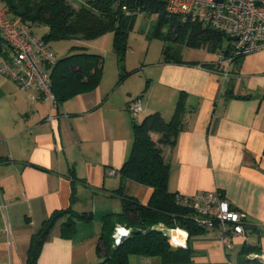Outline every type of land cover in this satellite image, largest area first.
I'll list each match as a JSON object with an SVG mask.
<instances>
[{"label":"crops","instance_id":"obj_1","mask_svg":"<svg viewBox=\"0 0 264 264\" xmlns=\"http://www.w3.org/2000/svg\"><path fill=\"white\" fill-rule=\"evenodd\" d=\"M162 49L141 72L125 66L135 72L120 80L116 65L94 90L56 108L34 87L21 89L0 74V264H26L32 235L54 210L69 206L93 218L76 222L69 237L61 234L65 217L55 222L36 264H96L102 217L122 208L109 191L119 187L132 147L128 106L136 97L142 105L137 122L154 112L169 121L177 101H184L183 129L173 145L162 147L169 192L220 191L245 214L246 239L233 238L229 251L214 230L190 238L172 231L190 255L168 264H264V49L231 62L216 52L202 61L165 62ZM124 185L127 195L148 202L150 187L131 180ZM125 230L118 226L115 236ZM243 246L260 252L243 254ZM129 262L163 264L138 255Z\"/></svg>","mask_w":264,"mask_h":264},{"label":"trees","instance_id":"obj_2","mask_svg":"<svg viewBox=\"0 0 264 264\" xmlns=\"http://www.w3.org/2000/svg\"><path fill=\"white\" fill-rule=\"evenodd\" d=\"M12 20L17 23L43 26L46 31L40 37L49 41L70 40L75 45L66 57L57 60L50 69L51 90L56 107L82 93L94 90L102 77L103 56L89 53L77 41L93 40L107 32L114 35L113 50L121 70L120 80L135 70L125 72L124 58L127 51V31L121 23L138 13L157 14L158 19L153 35L176 43H186L194 47L203 44L208 50L226 56L227 48L217 52L215 49L224 34L202 26L199 23L183 22L169 16L165 10L166 0H85L77 9L68 0H0ZM135 12L131 14L129 12ZM169 25V35H164L163 27ZM187 28L190 33L187 34ZM33 31V30H32ZM187 34V35H186ZM226 39H228L226 37ZM4 43L0 35V46ZM204 45V46H205ZM0 51L2 48L0 47ZM165 62H181L177 47L164 45L162 49ZM5 52L3 55L5 56ZM3 56V57H4ZM241 57H235L237 61ZM220 60V58H219ZM187 113L184 101L179 99L173 115L165 121L159 112L143 117L140 121L132 118L133 143L129 155L119 170V187L109 191L121 199L122 208L118 213H108L102 217L101 230L96 245L98 261L96 264H130L129 256L157 257L163 264L173 263L180 258H188L189 247H173L164 229H181L192 237L205 229L198 227L192 220L191 211L181 207L167 187L169 168L163 156L164 145H173L179 131L183 129ZM152 133L159 135L154 140ZM131 180L152 189L146 204L138 202L124 191V182ZM220 192V191H219ZM221 195H223L220 192ZM75 199L72 194L71 201ZM62 217L61 234L69 237L74 233L78 221L89 222L91 212L78 213L70 206L54 210L32 235L26 256V264H36L42 243L48 238L50 229ZM118 226L129 229L126 236L116 241L114 234ZM246 227V224L244 226ZM260 252L258 248L243 246L242 253Z\"/></svg>","mask_w":264,"mask_h":264},{"label":"built area","instance_id":"obj_3","mask_svg":"<svg viewBox=\"0 0 264 264\" xmlns=\"http://www.w3.org/2000/svg\"><path fill=\"white\" fill-rule=\"evenodd\" d=\"M165 10L180 23H199L224 34L228 38V53L225 57L219 55L220 60L231 62L235 57L264 49V0H166ZM129 13L135 14L134 11ZM0 35L6 49L0 60V74L21 89L34 87L42 99L56 108L50 79V69L56 63L55 54L40 36L33 33L29 24L15 23L1 2ZM128 111L131 118L141 114L139 97L129 103ZM175 199L181 207L191 211L192 220L198 227L214 230L225 250L233 248V238L246 239L245 214L235 210L219 191L177 194ZM160 228L171 246L183 245L180 238L174 240L170 234L179 229ZM128 233L129 229L120 231L116 241Z\"/></svg>","mask_w":264,"mask_h":264},{"label":"rangeland","instance_id":"obj_4","mask_svg":"<svg viewBox=\"0 0 264 264\" xmlns=\"http://www.w3.org/2000/svg\"><path fill=\"white\" fill-rule=\"evenodd\" d=\"M68 2L77 9L85 2V0H68ZM157 19L158 15L155 13L149 15L148 13H138L135 17L127 18L121 23V26L127 31V51L124 58V67L126 66L131 69H136L137 67L138 71H140V66L149 62H155L161 57V49L165 44L172 46L173 48L177 47L178 55L183 59L202 61L207 57L213 56V52L209 53L208 46L205 44L200 47H194L186 43H176L171 41L168 24L163 27L162 32L164 35H169V40L160 39L154 36L152 32L156 26ZM32 30L36 36H41L46 31V28L43 26H34ZM190 31V28H187V34L190 33ZM113 40V33L107 32L93 40L82 41L81 44L85 51L103 56L102 76L108 74L114 66L118 65L117 57L113 50ZM2 44L4 45V43ZM227 44L228 39L223 37L215 50L220 52L227 46ZM73 45H75V42L70 40H56L49 41L48 43V46L55 54L57 60L70 54ZM173 233L174 232L171 234L174 236Z\"/></svg>","mask_w":264,"mask_h":264},{"label":"bare ground","instance_id":"obj_5","mask_svg":"<svg viewBox=\"0 0 264 264\" xmlns=\"http://www.w3.org/2000/svg\"><path fill=\"white\" fill-rule=\"evenodd\" d=\"M173 234H174V236H173L174 239L179 238L178 236H176L175 232ZM176 240H178V239H176Z\"/></svg>","mask_w":264,"mask_h":264},{"label":"clouds","instance_id":"obj_6","mask_svg":"<svg viewBox=\"0 0 264 264\" xmlns=\"http://www.w3.org/2000/svg\"><path fill=\"white\" fill-rule=\"evenodd\" d=\"M123 228H124V227H123ZM115 233H116V231H115ZM122 236H124V235H122ZM122 236H121V237H122ZM114 237H115V239H116L117 236H115V234H114Z\"/></svg>","mask_w":264,"mask_h":264},{"label":"water","instance_id":"obj_7","mask_svg":"<svg viewBox=\"0 0 264 264\" xmlns=\"http://www.w3.org/2000/svg\"><path fill=\"white\" fill-rule=\"evenodd\" d=\"M118 235H120V234H118ZM118 235H117V236H118ZM178 246H181V245H178Z\"/></svg>","mask_w":264,"mask_h":264}]
</instances>
